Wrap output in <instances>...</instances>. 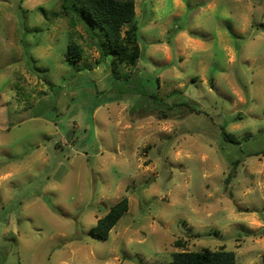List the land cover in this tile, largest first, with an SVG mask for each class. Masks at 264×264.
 <instances>
[{
    "label": "rangeland",
    "instance_id": "1",
    "mask_svg": "<svg viewBox=\"0 0 264 264\" xmlns=\"http://www.w3.org/2000/svg\"><path fill=\"white\" fill-rule=\"evenodd\" d=\"M66 1L0 0V264H263L264 0H135L114 73Z\"/></svg>",
    "mask_w": 264,
    "mask_h": 264
},
{
    "label": "trees",
    "instance_id": "2",
    "mask_svg": "<svg viewBox=\"0 0 264 264\" xmlns=\"http://www.w3.org/2000/svg\"><path fill=\"white\" fill-rule=\"evenodd\" d=\"M63 10L71 17L72 25H82L89 37L94 39L101 60L111 57V72L114 73L119 66H136L140 58V48L137 43L138 26L135 24V0H68L64 3ZM127 25L130 27L123 34V28ZM82 59L81 47L71 43L66 54L67 63L77 70ZM225 138L228 139L226 134ZM128 209L127 199L115 204L97 221L95 235L107 240L111 230ZM170 264H237V259L234 252L204 249L197 252H177Z\"/></svg>",
    "mask_w": 264,
    "mask_h": 264
}]
</instances>
